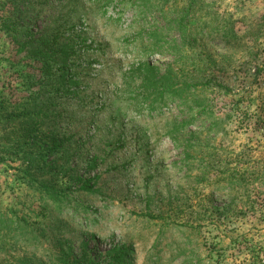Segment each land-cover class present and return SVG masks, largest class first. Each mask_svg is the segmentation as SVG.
I'll use <instances>...</instances> for the list:
<instances>
[{
    "label": "rangeland",
    "instance_id": "1",
    "mask_svg": "<svg viewBox=\"0 0 264 264\" xmlns=\"http://www.w3.org/2000/svg\"><path fill=\"white\" fill-rule=\"evenodd\" d=\"M207 1L250 52L158 0H0V264H258L264 0Z\"/></svg>",
    "mask_w": 264,
    "mask_h": 264
},
{
    "label": "trees",
    "instance_id": "2",
    "mask_svg": "<svg viewBox=\"0 0 264 264\" xmlns=\"http://www.w3.org/2000/svg\"><path fill=\"white\" fill-rule=\"evenodd\" d=\"M208 2L207 0H158L157 4L163 5L162 12L171 18L168 30H176L183 45H195L197 43V36L200 35L204 43H208L209 41L214 44L219 43L218 47L223 54L218 56L222 61L227 58L230 50L245 48V37L239 33L237 27L238 19L235 17L234 11H230L229 9L222 11L221 5ZM246 48L250 52V46H246ZM213 62L216 63V59L210 61V63ZM211 76H213L214 80L217 79L214 76V72ZM220 82L219 85L222 88L226 91L230 90L229 85L224 84L222 81ZM44 157L42 155V161H44ZM241 168L244 169L241 171L234 169L232 174H230L234 186L233 189H236L237 186L249 189L253 180L257 179L264 183V170H256L251 162L241 166ZM29 180L36 183L39 188L46 190L47 193L45 195L54 199V204L59 202L60 199H56L58 197H55L56 195L54 194L62 193L61 189L50 188L41 182L37 183L38 181L34 177H30ZM261 254L264 256V250L262 249L256 253L258 264H264V257L261 258ZM111 264H114V262L112 261Z\"/></svg>",
    "mask_w": 264,
    "mask_h": 264
}]
</instances>
